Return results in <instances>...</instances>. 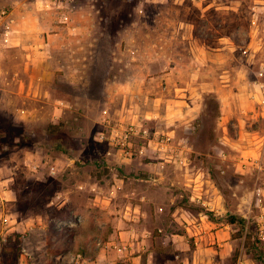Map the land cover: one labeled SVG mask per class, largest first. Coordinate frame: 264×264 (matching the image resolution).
Instances as JSON below:
<instances>
[{"label":"rangeland","instance_id":"374dc122","mask_svg":"<svg viewBox=\"0 0 264 264\" xmlns=\"http://www.w3.org/2000/svg\"><path fill=\"white\" fill-rule=\"evenodd\" d=\"M6 31L20 43L4 46ZM0 59H45L39 94L2 105L59 106L55 126L0 108V264H194L193 231L173 213H206L203 200L227 209L219 227L227 213L257 223L264 0H0ZM108 122L140 131L130 154L100 140ZM140 188L149 221L126 216ZM234 239L223 264H262Z\"/></svg>","mask_w":264,"mask_h":264},{"label":"crops","instance_id":"0c3cea01","mask_svg":"<svg viewBox=\"0 0 264 264\" xmlns=\"http://www.w3.org/2000/svg\"><path fill=\"white\" fill-rule=\"evenodd\" d=\"M8 31L5 32V43H3L4 46H16L20 43V37L18 35L12 36L7 35ZM3 41V40H2ZM24 62V67L17 66L12 67V60L11 59H0V108L3 112V114H6L8 117H10L11 121L17 124H23V125H35L37 123L43 124V118H51L46 119L49 126L50 124H56L57 118H58V110L59 106H56L54 103V108L51 110L49 109L48 113L45 114V116L42 115V106H32L27 107L24 105L17 106L15 108H12L11 106H5L2 105L3 101L5 100V97H12L15 98L18 97V100L21 97H25L27 94H39L40 90L38 88L39 85L42 84L43 78L41 73L44 71L42 70L43 61L45 59H22ZM228 85V84H226ZM227 87V86H226ZM228 88V87H227ZM224 100V99H223ZM56 101V100H55ZM227 110H231V104L226 103ZM226 110V109H225ZM54 116V117H53ZM49 120V121H48ZM261 138H264L262 136ZM264 149V148H263ZM260 153H256L255 151H251L248 153V156L251 158V160L256 161V165L261 169V184L258 188L260 194H259V214L256 216L257 224L259 227V230L261 232V239H264V150ZM254 155V156H252ZM252 156V157H251ZM57 163L53 162L52 166L53 170H55V165ZM141 163V162H140ZM52 170V172H54ZM150 175L149 173H147ZM150 177V176H149ZM149 178L145 179V181L149 182ZM120 181V179H117ZM112 192H117L118 187L116 185H112ZM109 191V193H110ZM139 191V190H138ZM140 191H144L141 195V202L137 204H133L128 208L126 211V216L128 218H132L134 220H144L149 221L153 216L156 215L157 211H153L151 206V199L149 197V188L142 189L140 188ZM137 192V191H135ZM262 194V195H261ZM104 201H113V198L110 196H106L103 194ZM204 204H208L207 206L209 211H212L214 215H223V212H227V209L224 206H214L211 204L210 201L203 200ZM133 210L136 213H133ZM187 210L183 208L182 206H178L173 215L176 216V219L181 221L182 223L186 224V221L189 222V224H186V227L193 231V235L195 238V241L197 243V248L195 250V258L193 260L194 264H223V257L227 256V254H231L234 251V248L236 246V239H234L233 234L231 233V225L225 223L223 224V227H219L216 221H212L209 219L208 215L202 211H198L197 214H186ZM250 216V215H249ZM248 215L246 216L243 214V217L250 219ZM185 218V221L183 220ZM131 232L128 230H121L119 232V237L122 240H127L128 243L130 242L129 238H131ZM124 244V243H122ZM130 244V243H129ZM131 244H133V241H131ZM234 254V253H233ZM246 260L243 261V259H239V264H244Z\"/></svg>","mask_w":264,"mask_h":264},{"label":"built area","instance_id":"2783aa9c","mask_svg":"<svg viewBox=\"0 0 264 264\" xmlns=\"http://www.w3.org/2000/svg\"><path fill=\"white\" fill-rule=\"evenodd\" d=\"M5 14V11H2ZM106 131H102L99 133L100 140L106 141L109 146L113 148H117V150L131 153L132 144V136L140 132L136 129L133 125H121V124H111L110 122L107 123ZM141 137L148 141L149 145L153 143L157 146L166 147L169 144L170 137L167 135H158L156 134L153 138H151L150 134L147 131L140 133ZM261 235V232H260Z\"/></svg>","mask_w":264,"mask_h":264},{"label":"trees","instance_id":"16d2710c","mask_svg":"<svg viewBox=\"0 0 264 264\" xmlns=\"http://www.w3.org/2000/svg\"><path fill=\"white\" fill-rule=\"evenodd\" d=\"M55 126V125H54ZM209 219L215 221L217 217L212 211H207ZM225 221L227 224L233 225L238 229L233 233V237H244L246 252L251 254L253 259L264 264V245L259 238L260 232L257 223L251 219H247L243 216H238L233 213H227L225 215ZM259 235V236H258ZM234 258H237L238 251L235 250Z\"/></svg>","mask_w":264,"mask_h":264}]
</instances>
